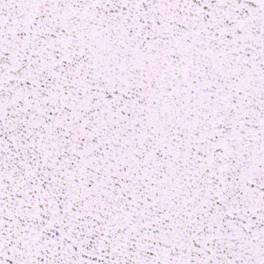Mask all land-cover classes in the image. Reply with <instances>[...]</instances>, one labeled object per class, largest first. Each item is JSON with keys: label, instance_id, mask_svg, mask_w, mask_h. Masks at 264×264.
<instances>
[{"label": "snow or ice", "instance_id": "1", "mask_svg": "<svg viewBox=\"0 0 264 264\" xmlns=\"http://www.w3.org/2000/svg\"><path fill=\"white\" fill-rule=\"evenodd\" d=\"M0 264H264V0H0Z\"/></svg>", "mask_w": 264, "mask_h": 264}]
</instances>
